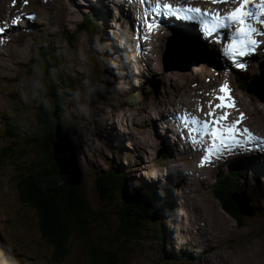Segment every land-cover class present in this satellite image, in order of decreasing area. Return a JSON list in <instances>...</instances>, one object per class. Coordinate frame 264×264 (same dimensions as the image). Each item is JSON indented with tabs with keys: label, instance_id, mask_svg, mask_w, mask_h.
I'll use <instances>...</instances> for the list:
<instances>
[{
	"label": "rangeland",
	"instance_id": "374dc122",
	"mask_svg": "<svg viewBox=\"0 0 264 264\" xmlns=\"http://www.w3.org/2000/svg\"><path fill=\"white\" fill-rule=\"evenodd\" d=\"M96 1L28 0L25 5L24 0H0V27L3 26L7 30L0 39V150L10 148L13 155V160L5 158L0 165V240L2 244L4 243L3 247L10 254L11 260L21 264H93L87 242L78 232L72 235L64 260L61 263L55 261L56 250L41 233L40 214L29 202L23 200L19 192L22 177L28 169L33 168L36 160L38 163L40 149L33 146L36 138L34 133L37 131L36 101L40 98L46 103L45 99L40 97L44 78L50 76L55 83L59 80L57 77L59 72H65L77 87L66 115L69 125H63L74 127L71 124L82 123V128H78L81 131L80 162L85 173L82 187L90 205L96 211V217H100L99 222L89 228L93 242L101 241L105 248L113 249L119 256L121 264H264V145L251 150L254 155L245 158L242 163L234 162V159L228 161V157L242 150L233 151L221 158L212 156L210 162L216 159L218 161L214 166L208 163V168L203 170L204 167L197 164L201 154L197 153L196 149L207 147L208 140H205L204 145L202 138L194 139L188 133L189 126H181L185 131L184 134L179 126L180 122L175 127L172 124L168 127L166 122V117L168 120L176 118V114L181 112L182 103L190 98L199 101L202 96V101L208 96L206 87L209 86V81L216 77L213 76L215 72H223L225 75L216 81L219 90L220 86L227 85L234 101L244 99L245 106L250 112L254 109L255 113L261 112L264 117V101L254 94L242 91L239 86V84L250 85L255 79L262 77L264 55L258 56L257 61L253 58L255 53L244 57L246 68H237L224 56L218 57L217 44L207 41V47L205 46L206 42L201 38L197 24L175 18H162L161 26L166 27L169 32L165 36L158 34L164 42L159 43V55L165 72H156L153 68L154 63L149 64V61L143 63L142 58L139 60L147 69L139 68L136 58L130 57V48H141V45L150 41L152 32L138 33L136 29L141 26L142 17L140 14L135 15L137 23L134 29L129 31V27L126 26L125 36H121L124 40L126 36L132 38L127 45L129 51H123L121 49L123 42L117 40L121 47L119 45V51L112 52L108 43L119 32V25L109 20L110 26L107 30L101 28L104 23L103 16L98 14L99 9L94 6ZM159 1L161 2L151 0V4L153 6L156 3L166 4L164 0ZM190 1L192 7L202 8L198 0ZM229 4L235 8L239 2H229ZM112 7L115 10L116 5ZM69 14L72 15L71 19H67ZM132 14L134 16V12ZM87 16L94 21L96 30L92 33L82 31L76 36L73 33L83 29L81 24ZM16 17L21 19L18 25L13 26L12 21ZM9 20L10 23L7 22ZM184 28L193 30V36L198 43L205 46L207 52L213 54L209 64L194 65L195 60L186 58V62L191 63L181 67L173 66L177 62L183 63L180 62V56H185L184 50L191 45L183 41L185 37L181 36V33H185ZM104 32L107 34L106 38L103 36ZM65 34L70 36L69 41H64ZM21 35L28 36L22 38ZM144 35H148L147 40L138 38ZM71 39L78 42L73 45ZM107 39L110 42H107ZM259 41L264 43V36H260ZM48 46L51 51H55L54 56L59 54L64 58L53 65L54 68L35 57L37 50H45ZM169 47L170 49L172 47L173 52L170 57L167 56V59L166 51L168 52ZM106 50L110 55L109 59L105 55ZM146 50H143V56L151 58L147 48ZM191 53L196 58V55ZM113 54H118L116 57H120L121 54L125 59H130L134 64L133 69L130 68L122 74H130L133 79L130 81L125 76L127 79H119V85L118 78L114 77L117 86L114 94L108 91L102 103L94 105L91 86L97 81L107 79L101 77L111 70L110 61L115 58ZM219 54L221 55L220 51ZM203 67L206 68L204 72H202ZM244 70L250 71L251 74L246 76ZM175 76H180L179 78L182 79V82L179 81L180 85L174 81ZM162 84H169L171 93ZM219 95L215 94L214 97ZM136 97L138 98L135 100ZM97 98L100 102V96L97 95ZM216 102L220 103L218 100ZM187 108L183 117H188L190 125L191 117H198L196 110L198 107ZM164 116L166 117L163 118ZM251 116L245 115L246 125L264 133V119L257 114ZM149 121L155 124L154 127ZM8 124H11L12 128L8 129ZM10 131L14 133L13 138L6 136ZM118 133L121 136H118ZM111 135L116 136L114 143H110ZM117 136L123 139L118 140ZM172 138L182 140L183 144L173 141ZM153 140L154 143L151 144ZM182 146L185 149H181ZM82 147L83 151H81ZM114 147L116 150L113 149ZM177 150L180 154L176 153ZM247 152L244 151L241 156L247 157ZM204 155L206 153L203 152ZM113 167L119 168L122 174L128 175L129 178L133 175L135 181L144 186L151 181L161 187L169 185L170 190L162 193V198L158 199V206L153 205L154 209L162 210V202L172 205L174 201L177 204V214L180 218L177 220V215L173 214L174 222L168 226L164 223L169 220L166 215L160 221L165 239L164 247L162 242H154L153 233H149L145 239H131L120 222L117 205H110L105 200L100 201L95 189L96 179ZM197 170L199 172L203 170L205 174L211 173V175L200 180L202 176L196 178ZM230 172H234V176L227 183L225 192L247 191L256 212L254 218L242 215L241 224L223 209L214 194L213 187L216 180L222 174L226 175ZM249 174L252 175V179ZM195 182L197 185H194ZM177 183H182L181 188ZM245 183L251 184L252 188L244 187ZM144 188L147 193L154 194V188L151 190ZM112 193L113 190L109 191L111 198ZM116 194L121 196L117 191ZM192 199L194 202L199 200L203 214L206 216L208 213L206 217L212 222L215 211L218 213L219 226L222 230L218 236H216V233H219L216 224L211 225V233H206L201 230V227H204L202 222L199 220L195 222L192 215L194 212ZM257 200L261 203V207L256 204ZM113 202L114 200L111 203ZM186 204L191 208V216L184 211ZM191 220L198 225L197 228H194L195 224ZM181 251L185 254V258L175 259L173 255Z\"/></svg>",
	"mask_w": 264,
	"mask_h": 264
},
{
	"label": "trees",
	"instance_id": "16d2710c",
	"mask_svg": "<svg viewBox=\"0 0 264 264\" xmlns=\"http://www.w3.org/2000/svg\"><path fill=\"white\" fill-rule=\"evenodd\" d=\"M81 28L83 29H80V32H74L73 34L78 36L82 31L92 33L96 30L94 21L89 16L83 20ZM65 35L64 41H69L70 36L68 34ZM25 36L28 35H21L22 38ZM71 42L75 45L78 40L73 41L71 39ZM37 52L35 55L37 60H43L53 68V65L61 59L64 60L59 54L54 56L53 53L55 51H51L49 46L45 50H37ZM105 55L108 59L110 58L107 50L105 51ZM117 55L113 54L115 58H112L110 61L112 67L108 73L116 79L118 78L119 81V70L122 61L120 62L121 55L119 54L120 57H116ZM32 60H35V58H32ZM57 77H59V80H56L55 83L52 82L53 79L50 76L44 78L45 82L42 84L40 97L45 99L46 103L42 102L40 98L36 101L38 104L37 131L34 133L36 138H34L35 144L33 146L40 149L39 164L36 160L33 163V168L28 169L25 176L22 177L19 183V192L22 194L23 200L27 203L29 202L40 214L41 233L48 239L50 245L55 247L57 253L55 261L61 263L64 260L67 253V245L72 235L78 232L87 242L93 264H117L112 254L106 251L107 248L103 246L102 242L98 241L95 243L90 237L89 228L96 225L100 217H96V211L90 205L83 187L67 186L62 181L60 171L54 162L55 127L59 124L69 125L66 121V115L77 87L68 73L59 72ZM239 86L242 91L248 93L249 84H239ZM109 93L114 94V91H109ZM137 98L134 99L136 100ZM71 125L80 129L82 128V123L79 122ZM8 127V129L12 128L11 124H8ZM11 132L6 133V136L13 138L14 133ZM110 138V143H114L116 136L111 135ZM120 139H123V137H118V140ZM113 149L116 150V147ZM81 151H83V147ZM5 158L13 160L10 148L0 150V165L3 164ZM130 176L131 178L128 175L122 174V171L117 167H113L108 172L98 176V187L102 194L101 197L109 202L110 205H113L114 202H111L118 197L116 191L120 193V210L124 228L128 231L131 238L133 240L145 239L149 233H153L154 242H162L164 247L165 239L163 238L160 221L166 215L169 217V220L164 223L168 226V224H173L174 222L172 218L173 214L177 215V220L180 218L177 214L175 202L172 201V205L162 202V210L154 209L153 205L158 206V199L162 198V193H165L162 190L163 187L152 181L151 183L149 182L150 184L144 186L136 182L133 175ZM233 176L234 172L226 175L222 174L216 180L213 188L215 197L221 202L223 209L230 216L239 220L238 224H241L240 219L243 216L236 204L231 200V194L225 192V186L227 187V183L232 180ZM144 187L149 190L154 188V194L147 193ZM112 190L111 198L109 191ZM124 204L127 205L126 208L123 206ZM3 244L0 240V264H21L11 260V256L6 248L3 247ZM173 256L177 260L185 258V254L182 251Z\"/></svg>",
	"mask_w": 264,
	"mask_h": 264
},
{
	"label": "snow or ice",
	"instance_id": "6c2138e0",
	"mask_svg": "<svg viewBox=\"0 0 264 264\" xmlns=\"http://www.w3.org/2000/svg\"><path fill=\"white\" fill-rule=\"evenodd\" d=\"M140 2L149 7V12L144 13L141 26L136 29L138 33L146 31L150 34L161 26L162 18H175L195 23L198 25V32L202 39L208 40L210 43H226L221 54L233 66L240 69L246 68L243 58L253 55L260 47V41L256 37L264 36V30H262L264 29V0H258V2L257 0H211L214 4L239 2V7L228 13H209L199 7H175L170 3H156L153 6L151 0H140ZM27 3L28 0H24V4L27 5ZM20 19V17L13 18V26L18 25ZM256 24L261 27L257 28ZM6 31V28L0 27V39L3 38ZM222 32L230 33L227 36V41L221 38ZM138 38L147 40L148 35L138 36ZM220 92L223 95L214 97L220 103L213 104L212 101H209L204 119L192 116L190 121L193 125H201L203 137L209 140L208 146L200 149L206 153L202 157L205 162H210L212 156L221 158L233 151H251L264 145V141H260L249 129L239 127L245 119L243 113L230 124L222 123L228 120L230 112L224 111L223 115L218 116L217 110L232 109L235 107V102L227 85L221 87ZM198 111H204L203 104L198 108ZM179 122L181 126H184L189 123V119L183 117ZM245 134H247L246 138H244Z\"/></svg>",
	"mask_w": 264,
	"mask_h": 264
},
{
	"label": "bare ground",
	"instance_id": "6f19581e",
	"mask_svg": "<svg viewBox=\"0 0 264 264\" xmlns=\"http://www.w3.org/2000/svg\"><path fill=\"white\" fill-rule=\"evenodd\" d=\"M153 1V0H152ZM156 2H161V1H159V0H155ZM165 2H166V4H168V3H170V4H172L173 6H175V7H192V3H191V1L190 0H164ZM200 3H199V5H203V6H207V5H210V4H212L214 7H217V8H222V5L220 4V3H216V4H214V3H212L211 2V0H207V1H205V0H202V4H201V1L200 0H198ZM63 1H61V3H62ZM50 4V3H49ZM61 5V4H60ZM116 5V8H115V10L113 9V7L112 6H115ZM94 6L96 7V9H99V15L102 17L103 16V18H102V22H104V23H102V29L103 30H107V28H108V26H110V24H109V20L111 21V20H113L114 22H116V24H118L119 25V32L118 33H116L115 34V37L112 39V41L110 42V40L109 39H107V42H110V43H108V45L110 46V50L112 51V52H115V51H119L118 49H119V45H120V47H121V44H119L118 45V41L119 40H121L122 42H123V46L121 47V49H123V51H129V49L127 48V45H128V43H129V41H131V39L132 38H130V37H128V36H126L127 38H125V40L124 39H121V36H125V27L126 26H128L129 28V31H131V30H133L134 29V26L136 25V23L137 22H135L136 20V18H135V15H139L140 14V16L142 17V19H141V21L143 20V17H144V13L145 12H149V7H146L143 3H141L140 2V0H121V1H118V0H97L96 2H95V4H94ZM102 10V11H101ZM141 10H142V12H141ZM134 12V16H133V13ZM99 16V17H100ZM121 16H123V17H121ZM108 18V20H107V18ZM71 19L72 18V15H68V17H67V19ZM122 18H124V20L122 19ZM8 23H10L11 21L9 20V21H7ZM67 23H68V21H67ZM255 23V22H254ZM3 24H5V23H3ZM121 25H123V28L121 29ZM38 26V25H37ZM257 28H260L261 26L259 25V24H256L255 25ZM3 27V26H2ZM197 28V27H196ZM159 33H161L163 36H165V34H168L169 32H168V29L166 28V27H164V26H161V27H159L158 29H154L153 31H152V33H151V35H150V41L149 42H151V44L149 43V42H145V45H141V48H138V49H133L132 47L130 48L131 49V56L130 57H133V58H136V60H137V64L139 65V68H141V67H145L144 66V62H146V61H149V64H150V62L151 63H154V67L153 68H155V71L156 72H159L160 73V71H164L163 70V68H162V62H161V58H160V53H159V43H160V41H161V39H160V37H159ZM230 33H228V32H223L222 34H221V38L222 39H224V40H227V36L229 35ZM105 35H107L105 32L103 33V36H104V38H106L105 37ZM173 36V35H172ZM65 37H66V35H65ZM177 37V36H176ZM120 38V39H119ZM256 39L257 40H260V36H257L256 37ZM118 40V41H117ZM117 41V42H116ZM133 41H134V39H133ZM207 41L208 40H204V42H206V44H207ZM132 43V42H131ZM161 43H164L163 41H161ZM215 45L217 44V47H218V50H217V53H218V57L220 58V57H223V55L221 54H219V51L222 53V51H223V49H224V47H226V43H222V45H219V43H215V42H213ZM200 45V44H199ZM162 46H163V44H162ZM201 46V45H200ZM146 48L148 49V54L150 55V57L151 58H147V57H144L143 55V50L145 51L146 50ZM91 50H92V43H91ZM93 50H94V46H93ZM147 51V50H146ZM180 51V50H179ZM190 51V52H189ZM191 52H193L195 55H196V58H201L202 57V55H204V56H208V55H212L213 56V54L212 53H209V51L207 52V51H203V50H200L196 45H194V43L193 44H191L190 45V47L188 48V49H186V50H184V55L185 54H187L186 55V57H189V56H192V53ZM198 52V53H197ZM181 53V52H180ZM129 54V53H128ZM121 55V54H120ZM127 55V54H126ZM261 55H264V43H260V47L259 48H257V50L255 51V56H253V58L257 61V57L258 56H261ZM140 58H142V60H143V63L139 60ZM180 62H183V63H179V62H177V63H175L173 66H175V67H181V66H186L187 64H189V62H186V60H185V58H184V56H180ZM129 60V61H128ZM122 61V64H121V67H120V70H119V79H121V78H123V79H129L130 81H132V77L130 76V74L129 75H124V74H122V72H125V71H127V70H129L130 68L131 69H133V63L130 61V59L129 58H127V59H125V56L123 57L122 55H121V59H120V62ZM210 66V65H209ZM253 66V65H252ZM146 68V67H145ZM253 68H254V66H253ZM147 69V68H146ZM203 71L202 72H204V70H206V68H204L203 67V69H202ZM165 72V71H164ZM164 72H162V73H164ZM201 72V73H202ZM244 72H245V70H244ZM246 73V76H248L249 74H251V72L250 71H247V72H245ZM255 73H257V70H255ZM166 74H168L167 72H166ZM176 75V74H175ZM125 76H127V78H125ZM162 75L160 74V78H162L161 77ZM212 76V75H211ZM213 76H216L214 79H212V80H210L209 81V86L208 87H206V91L209 93L208 94V98H210L209 100L207 99V97H204L203 99H202V101H201V97H200V100L198 101H195L193 98H190V100H188L187 102H184V103H182V105H181V112H179L178 114H176V118H173V119H170V120H168V117H166V116H164L163 118H165L166 117V122H167V126L168 127H170L171 126V124L175 127V126H177L178 124H179V121L181 120V118H183V116H184V110H185V108H187V109H194L195 108V106H197L198 108L201 106V104H203V108H204V111L203 112H200V111H198V108L196 109L197 110V115H198V117H200L201 119H204L205 118V116H204V113H206L207 111H208V102L209 101H212L213 102V104H216V103H218V102H216V101H214L215 99H213L214 98V95L215 94H220V95H223V93H221L220 92V90L218 89V87H217V82L216 81H218L219 79H221L222 77H224L225 75H224V73L223 72H215V74L213 75ZM139 77V76H138ZM180 76H175L174 77V81H177L178 82V84L180 85V82H182L181 80L182 79H180L179 78ZM209 78H206V80H208ZM162 80H163V78H162ZM173 80V79H172ZM180 81V82H179ZM186 83V82H185ZM162 85H164L165 87H166V89L168 90V92H170L171 93V90H169V84H162ZM183 85V84H182ZM219 86V85H218ZM122 87V86H121ZM220 87H222V86H220ZM199 88V87H198ZM203 90V89H202ZM202 93H203V91H201ZM200 92V94H202ZM210 93L212 94V96H210ZM232 93V92H231ZM164 96L165 97H168L166 94H164ZM197 96V95H196ZM239 96V95H238ZM238 96H234V97H238ZM241 96H243V95H241ZM169 98V97H168ZM182 99V98H181ZM180 99V100H181ZM179 100V101H180ZM184 100V99H183ZM235 107L234 108H232V109H225V110H217V115L219 116V115H223L224 114V111H228V112H230V115H229V117H228V120L226 121V122H222V123H225V124H230V123H232V122H234V121H236L237 120V118L240 116V114L241 113H243L244 114V116L245 115H249V116H253V115H255V114H257V115H259V116H261L263 119H264V117L260 114V113H255L256 111H254V109H253V111L252 112H250V110H249V108L248 107H246L245 106V102H244V99H242V101H240L239 99H236L235 101ZM150 107V106H149ZM254 107H257V105L255 106L254 105ZM102 112V111H101ZM251 116V117H252ZM248 118V117H247ZM76 122V121H75ZM149 123H150V125H152L153 123L151 122V121H149ZM154 125L155 124H153L152 125V127H154ZM187 126H189V131H188V133L194 138V139H201L202 138V141H204V145H205V138L203 137V132H202V127H201V125H193V124H186ZM179 126L181 127V124H179ZM239 127L241 128V129H243V128H247V129H249L256 137H258L259 139H260V141H264V133L263 132H257V131H255L254 130V128H249L247 125H246V123H245V121L243 120L242 121V123L239 125ZM181 129H182V131H183V133L185 134V131H184V129L181 127ZM262 129V128H261ZM260 129V130H261ZM178 130V129H177ZM264 131V130H263ZM260 135H259V134ZM118 136H121L119 133L117 134ZM146 135H148V134H146ZM166 135H168V133L166 132ZM186 135H188V134H186ZM246 136H247V134H245V137L244 138H246ZM168 138L170 137V136H167ZM168 138H166V139H168ZM172 140L173 141H175V142H180V143H182L183 144V141L182 140H180V139H174V138H172ZM208 140V139H207ZM166 141H168V140H166ZM151 144L152 143H154V140L152 141V142H150ZM166 144H168V143H166ZM208 144H209V140H208ZM168 146H171L170 144H168ZM199 148L201 147V146H198ZM181 149H185V147L184 146H182V148ZM196 151H197V153H200L201 155H200V161L197 163V164H200V166H202L203 165V170H205V169H207L208 168V163H212L211 164V166H214V164H215V162H217L218 161V159H216V161L214 160L213 162H204L202 159H201V157H203V152L201 151V150H199V149H196ZM244 151H240V152H238L237 154H235V155H233L232 157H228V161H230L231 159H234L233 161L234 162H239V163H242V162H244V160H245V158H248L249 156H251V155H254V153L253 152H251V151H248L247 152V157H245V156H241V154L243 153ZM176 153H178V150H177V152ZM178 154H180V153H178ZM166 156H168V155H166ZM255 157V156H254ZM193 158V157H192ZM238 158H244V159H238ZM251 160V159H250ZM112 161V160H111ZM108 162H109V160H108ZM223 163V162H222ZM252 164V163H251ZM216 168V167H215ZM201 171V172H199V170H197V176H196V178L197 177H199V176H202V179L200 178V180H203V178L205 179V177H210V175H211V173L210 174H205L204 173V171ZM214 170V169H213ZM192 171H193V169H192ZM193 173H194V171H193ZM217 173V172H216ZM194 176H195V174H194ZM249 177L252 179V175L251 174H249ZM182 178H184L183 176H182ZM183 183V182H182ZM182 183L181 184H179V183H177V184H179L178 185V187H180L181 188V185H182ZM189 183V182H188ZM253 184V183H252ZM194 185H197V183L195 182V184ZM245 186L244 187H249V186H251V184H247V183H245L244 184ZM251 188H252V186H251ZM221 189V188H220ZM163 191H169L170 190V187H169V185H167L166 184V187L165 186H163V189H162ZM158 191V190H157ZM249 191V190H248ZM252 192V191H251ZM256 192V191H255ZM168 194V193H167ZM263 196V195H262ZM252 197H255L256 198V196H254V195H252ZM196 198V197H195ZM258 199H259V197H257ZM254 201V200H253ZM219 203H220V201H219ZM205 204V203H204ZM221 204V203H220ZM256 204L257 205H259V207H261V203L257 200L256 201ZM191 205H193V209H194V212H193V214H192V211H191V208L189 207V206H187V204L186 205H184V211L188 214V216H191V214L194 216V219H195V222L197 221V220H199V221H201L202 222V225L204 226L203 228L201 227V230L203 231V232H206V233H211V227L213 226V225H215L216 224V227H217V230L219 231V233H216V236H218V234H220L221 233V229H220V226H219V220H220V217H219V215H218V213L215 211V213L217 214H215L214 213V216H213V221L214 222H212L210 219H208L207 217V215H208V213L206 214V216L203 214V209H202V207H200V202H199V200H196L195 202H194V200L192 199L191 200ZM175 206L177 207V204H175ZM253 206V205H252ZM205 207V206H204ZM258 210V209H257ZM256 213V212H255ZM87 217V216H86ZM191 222L193 223V224H195V225H193L194 226V228H197L198 227V225H196V223H194L193 222V220H191ZM212 225V226H211ZM192 226V225H191ZM193 230V229H192ZM203 236V235H202ZM214 234L212 235V238L214 239ZM189 245H191V243H189ZM55 248V247H54Z\"/></svg>",
	"mask_w": 264,
	"mask_h": 264
},
{
	"label": "water",
	"instance_id": "95a60500",
	"mask_svg": "<svg viewBox=\"0 0 264 264\" xmlns=\"http://www.w3.org/2000/svg\"><path fill=\"white\" fill-rule=\"evenodd\" d=\"M193 28V26H192ZM185 33H181V36L185 37L183 39L184 42L196 45L200 50L206 51L207 44L203 47L200 46L197 39L193 36V30L185 29ZM172 47L168 48V52L166 51V58L167 56L170 57L172 55ZM187 55V54H185ZM193 56V55H192ZM191 56V57H192ZM190 57V56H189ZM212 55L204 56L202 55L201 58H195L193 56V60H195L194 65H207L211 61ZM168 59V58H167ZM210 60V61H209ZM168 62V61H167ZM107 78L106 80H100L95 82L91 86V95H92V104H99L102 103V99L108 95V91L113 90L116 91V79L111 76L108 72H105L102 77ZM248 92L250 94L256 95L259 99L264 101V73L261 78L255 79L248 87ZM97 95L100 96V102L97 98ZM81 131L77 127L73 126H64L58 125L56 127V142L54 145L53 155L54 160L59 168L60 177L62 181L69 187H82L85 179V173L82 168L80 162V143H81ZM227 187L225 186V189ZM96 192L99 195L100 201H103L102 194L99 191L98 187V178L96 179ZM231 194V200L236 204L238 207L239 212L241 215L254 218L256 213L251 205V199L247 193V191L241 192H227ZM106 201V200H105ZM127 204V202H125ZM114 204L117 205V209H119V219L124 228L123 217L121 215V196H118L114 199ZM124 204L123 206L126 208L127 205ZM125 230V228H124ZM125 232H128L125 230ZM130 236V234H129ZM131 237V236H130ZM132 239V238H131ZM108 252H110L115 259L117 264H121L119 256L117 253L108 247H106Z\"/></svg>",
	"mask_w": 264,
	"mask_h": 264
}]
</instances>
